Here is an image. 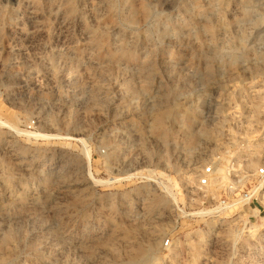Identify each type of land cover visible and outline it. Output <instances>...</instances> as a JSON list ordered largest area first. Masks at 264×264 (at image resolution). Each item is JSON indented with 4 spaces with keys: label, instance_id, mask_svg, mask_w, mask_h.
<instances>
[{
    "label": "rangeland",
    "instance_id": "1",
    "mask_svg": "<svg viewBox=\"0 0 264 264\" xmlns=\"http://www.w3.org/2000/svg\"><path fill=\"white\" fill-rule=\"evenodd\" d=\"M261 169L264 0H0V264H264Z\"/></svg>",
    "mask_w": 264,
    "mask_h": 264
},
{
    "label": "built area",
    "instance_id": "2",
    "mask_svg": "<svg viewBox=\"0 0 264 264\" xmlns=\"http://www.w3.org/2000/svg\"><path fill=\"white\" fill-rule=\"evenodd\" d=\"M260 175L263 176L264 175V169H261L259 171ZM214 170L212 167H209L205 170V173H204V179H202L201 181V186L202 187H207L209 184H210V178L214 176ZM168 243H166L167 245Z\"/></svg>",
    "mask_w": 264,
    "mask_h": 264
},
{
    "label": "bare ground",
    "instance_id": "3",
    "mask_svg": "<svg viewBox=\"0 0 264 264\" xmlns=\"http://www.w3.org/2000/svg\"><path fill=\"white\" fill-rule=\"evenodd\" d=\"M160 118H163L162 116ZM261 148V147H260ZM143 252V251H142Z\"/></svg>",
    "mask_w": 264,
    "mask_h": 264
}]
</instances>
